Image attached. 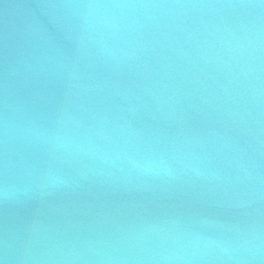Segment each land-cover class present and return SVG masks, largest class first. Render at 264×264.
Masks as SVG:
<instances>
[{"label":"water","instance_id":"1","mask_svg":"<svg viewBox=\"0 0 264 264\" xmlns=\"http://www.w3.org/2000/svg\"><path fill=\"white\" fill-rule=\"evenodd\" d=\"M0 264H264V0H0Z\"/></svg>","mask_w":264,"mask_h":264}]
</instances>
